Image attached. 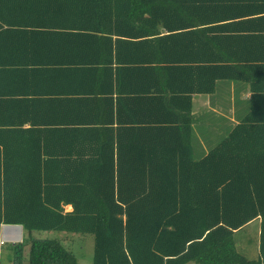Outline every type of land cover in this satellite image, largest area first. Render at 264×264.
Segmentation results:
<instances>
[{
    "label": "trees",
    "instance_id": "16d2710c",
    "mask_svg": "<svg viewBox=\"0 0 264 264\" xmlns=\"http://www.w3.org/2000/svg\"><path fill=\"white\" fill-rule=\"evenodd\" d=\"M262 41L264 0H0L11 264H77L32 237L52 231L92 235V264H264ZM220 81L250 110L195 159L192 96ZM257 220L248 260L234 234Z\"/></svg>",
    "mask_w": 264,
    "mask_h": 264
},
{
    "label": "crops",
    "instance_id": "0c3cea01",
    "mask_svg": "<svg viewBox=\"0 0 264 264\" xmlns=\"http://www.w3.org/2000/svg\"><path fill=\"white\" fill-rule=\"evenodd\" d=\"M242 58V57H240ZM247 62L248 56H245ZM249 58H264V41L260 45V49L256 51L254 57ZM264 62V60H256V63ZM227 84L228 86H224ZM242 84V85H235ZM222 84V89L220 90L221 96L218 94V88ZM216 90L213 95H193L192 96V139L194 136H197L196 129L197 126L195 123V117L198 112H203L207 115L205 118H213V126L210 131H206L204 136H200V139H218L219 137L224 138L232 128L238 124L246 113L250 110V97L251 92L247 84L241 82H229V81H220L216 84ZM237 86V87H236ZM210 123H208V126ZM213 127H217L213 129ZM221 131L224 133L221 134ZM223 135V136H221ZM198 138V137H197ZM219 138V139H222ZM199 139V138H198ZM210 145V144H209ZM209 145L206 148L205 153L209 150ZM204 153V154H205ZM66 209L70 212L71 207L66 206ZM257 222H259L257 220ZM249 226V225H247ZM246 226V227H247ZM245 228V227H244ZM23 235V228L20 226H0V241H5V245H0V256H4V263L11 264V256L7 250V244H15L18 241H21ZM23 264H28L27 261Z\"/></svg>",
    "mask_w": 264,
    "mask_h": 264
},
{
    "label": "rangeland",
    "instance_id": "374dc122",
    "mask_svg": "<svg viewBox=\"0 0 264 264\" xmlns=\"http://www.w3.org/2000/svg\"><path fill=\"white\" fill-rule=\"evenodd\" d=\"M224 86H228L227 84H224ZM235 85H242L237 84ZM237 87V86H236ZM222 89V84L218 88V94H220V90ZM207 115L205 113L198 112L195 121L197 123V129L196 134L197 136H194L192 139L191 149H192V156L195 159H199L202 157L206 151V148L213 146V144L221 140L218 139H200V136H204L206 131H210V129L213 126V118H205ZM208 123L210 125L208 126ZM217 127H213L215 129ZM224 133V131H221V134ZM223 136V135H221ZM199 139H198V138ZM65 212H69L66 209V206L64 207ZM32 237L39 238V239H56L59 240L63 246L69 250L76 258L77 264H92L93 262V253H94V237L92 235H79V234H66V233H60V232H40V233H33ZM258 237H259V222L253 221L249 224V226L243 228L242 230L238 231L236 234H234V241L237 244L238 252L243 255L248 260H256L258 258ZM24 240L28 241V238L26 235H22V238L20 239L22 242ZM10 244V243H9ZM8 244V245H9ZM26 261V260H25ZM24 261V262H25ZM0 264L4 263V256H0ZM194 264V263H189Z\"/></svg>",
    "mask_w": 264,
    "mask_h": 264
},
{
    "label": "built area",
    "instance_id": "2783aa9c",
    "mask_svg": "<svg viewBox=\"0 0 264 264\" xmlns=\"http://www.w3.org/2000/svg\"><path fill=\"white\" fill-rule=\"evenodd\" d=\"M5 242L4 241H0V245H3Z\"/></svg>",
    "mask_w": 264,
    "mask_h": 264
},
{
    "label": "clouds",
    "instance_id": "9594fccd",
    "mask_svg": "<svg viewBox=\"0 0 264 264\" xmlns=\"http://www.w3.org/2000/svg\"><path fill=\"white\" fill-rule=\"evenodd\" d=\"M4 242H5V241H4ZM4 244H5V243H4ZM4 244H3V245H4ZM1 246H2V245H1Z\"/></svg>",
    "mask_w": 264,
    "mask_h": 264
}]
</instances>
